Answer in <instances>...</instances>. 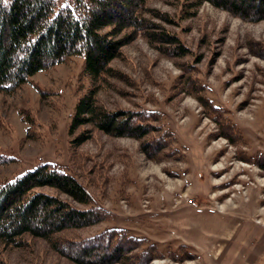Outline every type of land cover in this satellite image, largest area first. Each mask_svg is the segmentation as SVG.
Returning <instances> with one entry per match:
<instances>
[{
    "label": "rangeland",
    "instance_id": "rangeland-1",
    "mask_svg": "<svg viewBox=\"0 0 264 264\" xmlns=\"http://www.w3.org/2000/svg\"><path fill=\"white\" fill-rule=\"evenodd\" d=\"M146 9L145 16L175 36L186 53L164 54L139 34L110 63L115 75L99 81L96 98L108 110L158 117L171 133L159 157L142 151L156 141V131L136 140L85 126L78 132L92 130L90 139L70 143L73 108L79 93L92 86L81 57L74 56L15 92L0 93V185L47 162L74 176L92 205L110 214L55 239L110 233L142 240L125 255L134 260L152 245L160 254L146 264H264V168L238 157L239 150L253 159L264 153V20H245L197 0H148ZM156 12L163 18L153 17ZM183 70L192 93L180 87ZM173 84L178 87L171 89ZM205 99L226 111L244 146L210 136L219 128L205 115ZM18 244H0V256L10 264H75L46 240L24 236ZM181 247L195 257L174 258Z\"/></svg>",
    "mask_w": 264,
    "mask_h": 264
},
{
    "label": "trees",
    "instance_id": "trees-1",
    "mask_svg": "<svg viewBox=\"0 0 264 264\" xmlns=\"http://www.w3.org/2000/svg\"><path fill=\"white\" fill-rule=\"evenodd\" d=\"M58 1L0 0V93H13L28 84L35 74L74 56L81 57L83 72L92 86L79 93L73 108L68 126L70 143L75 147L90 139L92 130L78 132L85 126L111 137L136 140L156 131V141H145L142 151L149 158H158L171 134L157 124L158 117L141 110L106 109L97 101V84L115 75L110 63L119 58L121 48L139 34L146 36L164 54H185V47L145 16L149 13L148 0H71L67 5H59ZM197 1L245 20H264V0ZM157 15L163 18L158 12L153 17ZM189 80L183 70L180 87L183 86L186 93L194 90ZM174 87L178 86L173 84L171 89ZM204 103L205 115L219 128L210 136L228 138L232 145L244 146V136L226 111L210 100L205 99ZM238 155L264 168L263 152H259L256 159L241 150ZM92 203L90 194L74 176L50 163L39 164L0 185V244L18 246L24 236L43 239L75 264H111L113 261L146 264L151 257L160 254L148 245L133 260L125 255L126 251L137 250V243L143 241L135 242L110 233L82 241L55 239L66 230L88 227L110 218L108 211ZM78 204L92 207L79 208ZM181 249L183 253H175L174 258L194 256ZM0 264L10 263L0 256Z\"/></svg>",
    "mask_w": 264,
    "mask_h": 264
}]
</instances>
